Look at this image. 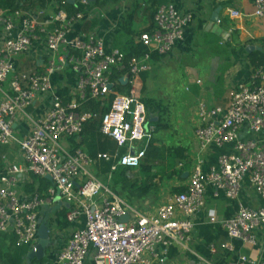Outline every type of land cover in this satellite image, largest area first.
Returning <instances> with one entry per match:
<instances>
[{
  "label": "built area",
  "instance_id": "1",
  "mask_svg": "<svg viewBox=\"0 0 264 264\" xmlns=\"http://www.w3.org/2000/svg\"><path fill=\"white\" fill-rule=\"evenodd\" d=\"M253 6L255 15L263 17L264 0H253ZM239 15L238 10L232 11L233 17ZM90 16L93 13L70 14L62 3L50 16L45 10L30 14L0 10V157L6 162L8 156L2 149L18 145L24 153V173L38 178L50 176L54 183L47 196L36 192L22 199L17 191V175L23 170L16 165L5 167L0 175V232L14 234L17 245L31 246L34 251L39 241V213L56 201H65L71 206L67 219L74 222L84 215L86 222L73 232L58 264H85L91 252L94 264H140L144 253H154L157 246H182L191 241L192 216L206 208L208 186L216 187L215 197L223 192L236 199L247 179L264 199V66L230 91L226 106L209 109L204 102L198 105L200 123L194 137L200 150L230 145L232 152L221 155L206 172L199 158L183 191L155 214H139L93 175L95 159L79 148L67 147L65 141L80 136L85 125L97 117L85 109L88 100L109 102L101 132L127 153H102L96 159L113 161L112 171L119 166L139 168L155 143L157 131L147 119L141 76L151 71L154 56L170 54L184 40L194 17L175 3L161 4L153 27L136 37L145 47V54L127 57L94 31L80 34L71 45L73 26ZM40 39L54 57L42 72L17 70L15 60ZM67 67L78 74L75 94L65 100L53 97L46 117L36 123L30 134L20 138L14 129L16 117L20 113L29 116L27 109L37 96L52 92L53 75ZM114 74L127 80V92L119 91ZM244 131L249 137L242 136ZM126 215H132V219L121 222ZM209 217L212 222L218 221L214 210L209 211ZM221 224L230 240L256 245L257 232L264 230V206L240 204L237 213ZM222 247L231 249L228 243ZM230 264H264V258L258 261L241 254Z\"/></svg>",
  "mask_w": 264,
  "mask_h": 264
},
{
  "label": "crops",
  "instance_id": "2",
  "mask_svg": "<svg viewBox=\"0 0 264 264\" xmlns=\"http://www.w3.org/2000/svg\"><path fill=\"white\" fill-rule=\"evenodd\" d=\"M149 2L150 0H122L116 4L109 3L103 10L99 8L91 10L89 13H93V16L73 26L69 36L70 42L80 34L94 31L119 48L116 41L122 45L134 33L136 37L138 32L152 26L153 10ZM160 2L175 3L182 12L192 14L194 18L186 30L184 40L178 43L170 54L154 58L151 71L142 74V97L144 101L152 99L161 102L167 110L163 112L158 109L159 112L151 114L153 123L161 120L154 143V146L163 153L160 154L161 157L166 156L169 163L173 162L172 151L182 148L184 158H176V165L172 166L155 156L152 160L155 171L163 166L167 171L163 178L148 181L146 176H142L140 168L119 166L116 171H112L113 161L96 159L97 155L102 153L113 155L127 153L125 148L118 147L111 137L103 134L97 123H88L80 136L65 141L67 147L79 148L95 159L91 166L93 175L102 182H111L112 192L128 201L139 214L147 216L155 214L159 208L167 204L178 193L177 189L184 190L199 158L202 159V168L206 172L211 165L216 164L221 155L232 152L230 145L223 147L212 145L203 151L200 150L194 137V129L200 123L198 105L204 102L209 109L226 106L230 91L248 81L257 68L252 61L254 51L264 52V16L255 15L253 0H160ZM59 3V0H53L50 9L46 10L48 16L54 13ZM234 10H238L240 15L233 17ZM129 14L133 15L132 20L128 19ZM215 16L221 20L220 24L217 22L218 19L215 20ZM233 31H237V35H234ZM46 47L42 39L35 41L28 52L15 60L17 70L42 72L48 60L54 57L49 55ZM153 80H162L163 89L174 86L177 92L175 89L172 93L162 90L159 98L150 96L152 92L150 85H156ZM200 80L201 83H198ZM77 84L78 74L71 68L57 71L52 77V92L37 96L33 105L27 109L29 116L20 113L16 117L14 123L16 134L20 138L30 134L36 123L46 117L52 98L60 97L65 100L72 97ZM242 136L249 137L247 131H244ZM2 153L8 156V160L4 162L0 157V175L9 165H16L23 170L17 175L19 179L17 191L20 198L27 199L36 192L47 196L49 189L54 186L52 179L48 178L51 183L44 188V181L41 180L43 178L24 173V153L18 145L6 146ZM146 162L147 157L142 163ZM215 192L216 187L211 185L207 187L206 208L192 216L194 230L189 243H183L182 246L176 243L157 246L154 253H144L140 264H230L241 254L262 261L264 230L257 232L256 245H244L241 241L229 239L221 221L232 218L240 204L251 208L263 207L264 199L251 188L247 179L243 181L240 196L236 199L228 198L223 192L215 197ZM61 202L63 204L60 209L50 212L49 215L51 244L46 249L45 257L40 260L36 258L29 260L31 246L17 245L14 234L0 232V264L39 262L58 264V259L73 232L83 228L86 222L84 215L70 222L67 214L71 206L65 201ZM58 203L56 201L48 207L55 208ZM42 210L39 213V224L43 219ZM211 210L215 211L217 222L210 220ZM130 219L132 215L129 216ZM62 221H67L68 226L61 228ZM226 243L231 245V249L222 247ZM213 249L216 251L213 252ZM85 264H94L92 252Z\"/></svg>",
  "mask_w": 264,
  "mask_h": 264
},
{
  "label": "trees",
  "instance_id": "3",
  "mask_svg": "<svg viewBox=\"0 0 264 264\" xmlns=\"http://www.w3.org/2000/svg\"><path fill=\"white\" fill-rule=\"evenodd\" d=\"M60 3L63 4V7L70 13V14H76L78 12H84V13H89L91 10L94 9H101L103 10L105 6H107L109 3H113L116 4L118 2H121L122 0H87L86 4L81 3L82 0H59ZM53 0H0V10H4L7 13H13L15 11H22L26 14H30L34 11L37 10H48L50 9L51 5H52ZM150 7L152 8V12H153V19H154V15L157 11V8L162 4L160 2V0H150ZM165 4V3H164ZM109 6V5H108ZM58 7L55 8V11H57ZM133 15L129 14L128 19L132 20ZM153 27V24L151 27L143 30V31H148ZM87 31V30H86ZM142 31L138 32L136 34V37L141 33ZM88 33V32H87ZM234 35H237V31H233ZM135 33L133 34V36L129 39H126L124 41V43L122 45L121 42L116 41V44L119 45V48L124 51L127 55V57H133V56H141L143 54H145L146 49L145 47H143V45H141L140 43H138L136 41V37H134ZM234 41H235V37H234ZM116 45V46H117ZM254 58H252L253 64L255 65V67H261L264 66V52L263 51H254L253 53ZM154 58H156L154 56ZM153 58V59H154ZM157 58H162V57H158ZM119 74H114L113 78L115 81H117V85H118V89L120 92H127L129 87L127 84H124L122 82V80H120L121 77H119ZM71 98V97H69ZM68 98V99H69ZM146 105H147V119H149V121L152 122V117L151 114L154 112H159L158 109H161L163 112H167L166 107L159 101H155L152 99L146 100L145 101ZM110 104L109 102L106 104H103L101 102L98 101H94V100H88L86 102V106L85 109L88 111H92L94 113L97 114V117L91 121H89L88 123H97L99 126V129L101 130V120L103 115L109 110ZM161 116L163 115V113H160ZM87 123V124H88ZM153 123V122H152ZM86 124V125H87ZM158 128L161 125V120L157 123H154ZM85 128V127H84ZM73 139V138H72ZM117 145V143H116ZM173 153V162H168V159L166 156H164L163 158L161 157L160 154L161 151L154 146V144L151 145V147L148 150V153L146 155L147 157V162L146 163H142L141 166L139 167L141 169V174L142 176H146L148 181H152V180H156L158 178H163V174L165 173V171H167V169L165 168V166H163L162 168L160 167L158 170L155 171V164L152 163V160L156 158L160 159L162 162H164L167 165H176V158H184V149L182 148H176L175 150L172 151ZM113 164V163H111ZM131 168V167H128ZM42 182L44 181V188L50 185V181L48 180L47 177H44L43 179H41ZM141 189H143L141 187ZM183 191V189H177V192H181ZM68 221V220H67ZM67 221H62L60 223V227L64 228L65 226H68V222ZM41 262H39L40 264Z\"/></svg>",
  "mask_w": 264,
  "mask_h": 264
},
{
  "label": "water",
  "instance_id": "4",
  "mask_svg": "<svg viewBox=\"0 0 264 264\" xmlns=\"http://www.w3.org/2000/svg\"><path fill=\"white\" fill-rule=\"evenodd\" d=\"M215 20L218 19L216 16L214 17ZM213 18V19H214ZM252 48V47H251ZM122 82L124 84L127 83L126 79H123ZM47 178L52 179L50 176H47ZM62 202L60 201L55 208H50L48 206L44 207L43 211V219L40 220V229H39V242L38 245L36 246V250H32L30 254L28 255L29 260L32 259H43L46 255V249L47 247L51 244V239H50V228H49V215L50 212L59 210L60 207L62 206ZM44 214H45V219H44ZM129 220V216H123L120 218V221L123 223H127Z\"/></svg>",
  "mask_w": 264,
  "mask_h": 264
},
{
  "label": "rangeland",
  "instance_id": "5",
  "mask_svg": "<svg viewBox=\"0 0 264 264\" xmlns=\"http://www.w3.org/2000/svg\"><path fill=\"white\" fill-rule=\"evenodd\" d=\"M154 76H156V73H154ZM154 82H156V85H150V89H152L151 91V93H150V96H154L155 98H159L160 96H161V94H162V90H164L165 92H169V93H172L173 91H174V89H175V91L177 92V89H176V87H174V86H171V87H166V88H164L163 89V81L162 80H158V81H156V80H153V83ZM180 92L182 91V89H180L179 90ZM179 108V107H178ZM169 109H170V106H169ZM179 109H181V108H179ZM172 111H171V109H170V111H169V113H171ZM104 182V184L105 185H107L111 190H113V188H112V186H111V182H108V181H103Z\"/></svg>",
  "mask_w": 264,
  "mask_h": 264
}]
</instances>
